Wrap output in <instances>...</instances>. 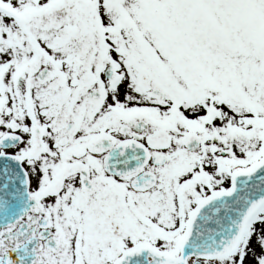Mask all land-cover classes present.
Wrapping results in <instances>:
<instances>
[{
    "label": "snow or ice",
    "instance_id": "1",
    "mask_svg": "<svg viewBox=\"0 0 264 264\" xmlns=\"http://www.w3.org/2000/svg\"><path fill=\"white\" fill-rule=\"evenodd\" d=\"M0 264H264V0H0Z\"/></svg>",
    "mask_w": 264,
    "mask_h": 264
}]
</instances>
